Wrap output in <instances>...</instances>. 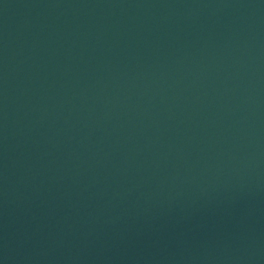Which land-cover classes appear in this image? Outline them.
Segmentation results:
<instances>
[{
    "label": "water",
    "instance_id": "1",
    "mask_svg": "<svg viewBox=\"0 0 264 264\" xmlns=\"http://www.w3.org/2000/svg\"><path fill=\"white\" fill-rule=\"evenodd\" d=\"M0 264H264V0H0Z\"/></svg>",
    "mask_w": 264,
    "mask_h": 264
}]
</instances>
